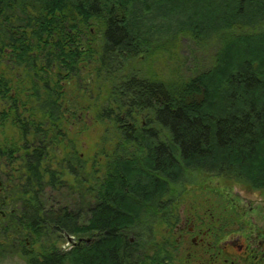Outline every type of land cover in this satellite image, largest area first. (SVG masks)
<instances>
[{
  "label": "trees",
  "instance_id": "obj_1",
  "mask_svg": "<svg viewBox=\"0 0 264 264\" xmlns=\"http://www.w3.org/2000/svg\"><path fill=\"white\" fill-rule=\"evenodd\" d=\"M155 9L189 26L156 36ZM181 36L199 49L212 36L211 66L188 80L157 81L151 58L169 53ZM3 82L30 84H13L11 100L13 117L29 114L15 139L29 135L33 147L25 187L33 196L19 218L34 246L22 254L26 264L140 261L139 246L123 236L152 240L143 230L151 214L197 175L264 189V0H0ZM35 82H45L41 95ZM91 106L93 121L111 135L83 159L73 131ZM33 164L60 165H48L42 184ZM66 173L71 191L86 195L84 209L57 204L72 186ZM83 213L90 218L80 224ZM93 234L95 242L68 251L52 239Z\"/></svg>",
  "mask_w": 264,
  "mask_h": 264
},
{
  "label": "flooded vegetation",
  "instance_id": "obj_2",
  "mask_svg": "<svg viewBox=\"0 0 264 264\" xmlns=\"http://www.w3.org/2000/svg\"><path fill=\"white\" fill-rule=\"evenodd\" d=\"M156 77L162 78L158 73ZM36 83L39 87L34 91L41 95L45 82H35L34 85ZM13 84L30 86L27 82L0 83L9 88L6 94L0 92V250L22 248L23 243L31 246L32 241L29 228L19 218L23 211L28 210L23 201L27 202L33 196L25 189L31 170V164L26 163L33 147L29 135L22 140L18 138L19 141L14 136L15 132L25 129V119L29 118V114L20 117L18 113L20 118L11 114V100L15 94ZM30 94L27 90L26 95ZM12 121L20 123L14 128ZM33 165H37L43 184L46 182L48 165L55 171L54 168L60 164ZM221 179L208 178L209 183L216 186L207 196L201 194L206 199L212 197L209 200L213 205L197 197L190 198L188 192L169 193L167 200L161 201L158 206L161 211L157 208L143 229L144 233L151 234L152 240L136 242L133 237L124 235L123 240L133 249L135 245L139 246L135 254L141 259L134 260L133 264H264V197L257 195L264 193V189L237 183L248 189L252 187L250 190H254L255 194L245 195L246 192L235 188L224 198L222 193L225 187L219 181ZM87 218H90L89 215ZM15 232L22 235H15ZM159 233H162L161 238L156 237ZM60 237L67 241L65 251L81 242L84 244L85 239L88 245L96 241L94 234L84 239L58 235Z\"/></svg>",
  "mask_w": 264,
  "mask_h": 264
},
{
  "label": "rangeland",
  "instance_id": "obj_3",
  "mask_svg": "<svg viewBox=\"0 0 264 264\" xmlns=\"http://www.w3.org/2000/svg\"><path fill=\"white\" fill-rule=\"evenodd\" d=\"M153 22H150L152 26L156 28V33L155 35L157 36H162L163 33L168 34L169 32L171 34H176L180 30H183L186 28L188 24L186 18L182 16H171L170 18L164 17L162 18L161 13L157 9H155L154 14H153ZM150 23H147L146 25L150 26ZM214 39H212V36L210 37H205L203 39H200V45L204 49H198L196 48L194 42L190 40L188 37H180L176 43H174L173 47L169 51V53H161L159 56L152 57L150 60V65L153 70V73L156 74L158 73L161 75V77L165 80L169 79H182V80H188L190 77L194 75L195 72L202 70V64L205 66V69L209 68L212 64V58L215 54V49L213 48V43ZM207 46V47H206ZM185 59H189V63L185 62ZM188 64V66H186ZM201 65V66H200ZM201 67L200 69L198 68ZM95 77L91 79L92 83L94 81ZM101 84V83H98ZM101 87V85H97ZM95 95H92L95 97L97 95V91H94ZM95 100L99 101L98 99L95 98ZM91 102H94V99L90 98ZM91 111L88 113H79L80 117V126L79 128L73 131L75 133L76 131V136L78 135L77 139V145L76 151L82 155L83 159L89 158L91 156L93 158V154L95 152L98 153L100 151V145L102 144L101 137L102 135L107 136L106 138L108 139V136L111 135V130H109V134L104 132L106 130L103 125L97 124L93 121L94 118V110L95 107L91 106ZM75 134L71 135V138L74 140ZM90 162L88 164H85V168L90 170ZM62 169V168H61ZM63 180L69 181L68 184H72V186L66 190L63 188L62 191H65L64 193H60L59 196L56 198L57 204L61 206H68V207H73L74 211H78L79 208L84 209L85 206L87 205V200H86V195L81 193L80 191L77 192H72L71 189L75 187L73 185V180L70 175L67 173L65 174L64 177H62ZM214 180V178H211ZM71 180V181H70ZM223 185L225 192L222 193L223 197L225 198V194L231 193L232 189L238 188L244 192H246L245 195H253L255 194V191H251L252 187L248 189V187L240 186L234 181H225L223 179L219 180ZM187 182V181H185ZM211 181L208 180V178L205 175H197L191 178V180L183 187L182 193L188 192L190 193V198H200L202 202L212 204V202L209 199H206L202 197L203 194L206 196L208 195V192H212L214 190L213 186H216L215 184L209 183ZM217 183V182H213ZM191 186V187H190ZM220 187V186H218ZM48 192V191H47ZM49 195H51L50 192H48ZM53 194V193H52ZM74 194H78L77 197L74 196ZM202 194V195H201ZM197 195V196H195ZM257 195H261V197H264V193H258ZM229 196V195H227ZM223 199V198H222ZM186 200H189L188 198ZM57 205V206H59ZM213 205V204H212ZM87 222V215L85 213L81 214V221L80 224H85ZM51 233V232H50ZM148 234V233H147ZM53 235V234H52ZM51 235V236H52ZM151 236V234H148ZM145 236V235H144ZM162 233H159L156 235L157 238H161ZM57 237V235H56ZM56 237H53L52 239L54 242L57 244V248L60 251H65V247L67 244V241L61 237L60 241L55 240ZM87 239H85L86 241ZM34 247V246H32ZM31 246H26V244L23 243L22 248H14L17 249L18 251H14V253H11L8 249H3L0 250V264H26L24 254L26 252H29L32 248ZM36 247V246H35ZM16 252V253H15ZM23 254V255H22Z\"/></svg>",
  "mask_w": 264,
  "mask_h": 264
},
{
  "label": "bare ground",
  "instance_id": "obj_4",
  "mask_svg": "<svg viewBox=\"0 0 264 264\" xmlns=\"http://www.w3.org/2000/svg\"><path fill=\"white\" fill-rule=\"evenodd\" d=\"M195 46H196V45H195ZM212 46H214V44H213ZM206 47H207V46H206ZM196 48H198V49H199V47H196ZM200 48H201V50H202V49H204V48H203V47H201V46H200ZM199 50H200V49H199ZM200 66H201V65H200ZM201 67H202V70H203V69H205V66H203V64H202V66H201ZM157 81H159V79H158Z\"/></svg>",
  "mask_w": 264,
  "mask_h": 264
},
{
  "label": "water",
  "instance_id": "obj_5",
  "mask_svg": "<svg viewBox=\"0 0 264 264\" xmlns=\"http://www.w3.org/2000/svg\"><path fill=\"white\" fill-rule=\"evenodd\" d=\"M68 241H69V242H71V240H70V239H68ZM85 243H88V241H85Z\"/></svg>",
  "mask_w": 264,
  "mask_h": 264
}]
</instances>
